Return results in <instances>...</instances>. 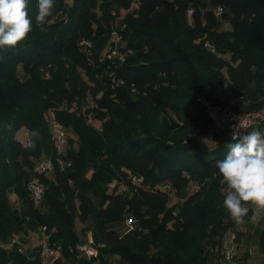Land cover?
<instances>
[{"label":"trees","instance_id":"trees-1","mask_svg":"<svg viewBox=\"0 0 264 264\" xmlns=\"http://www.w3.org/2000/svg\"><path fill=\"white\" fill-rule=\"evenodd\" d=\"M141 1L55 0L41 31L38 0H27L31 32L0 51V264H42L44 236L56 264H215L223 237L253 218L250 204L243 223L223 207L216 165L237 141L214 133L198 99L237 112L264 107V0ZM115 11L133 53L119 69L129 84L113 89L103 85L101 56ZM53 120L66 145L53 138ZM41 160L54 168L36 172ZM35 177L45 189L37 206ZM34 233L40 241L28 253L10 247ZM89 234L100 256L78 248Z\"/></svg>","mask_w":264,"mask_h":264},{"label":"clouds","instance_id":"clouds-1","mask_svg":"<svg viewBox=\"0 0 264 264\" xmlns=\"http://www.w3.org/2000/svg\"><path fill=\"white\" fill-rule=\"evenodd\" d=\"M55 0H38L36 26L41 31L53 14ZM32 30L27 0H0V51L12 49L23 42ZM0 56V59H3ZM228 145V154L216 167L226 185L223 207L231 219L243 223L249 204L264 210V131L253 129ZM34 146V145H33Z\"/></svg>","mask_w":264,"mask_h":264},{"label":"built area","instance_id":"built-area-1","mask_svg":"<svg viewBox=\"0 0 264 264\" xmlns=\"http://www.w3.org/2000/svg\"><path fill=\"white\" fill-rule=\"evenodd\" d=\"M141 0H131V7H134L136 4H140ZM223 11L222 7H218L216 12L220 15ZM193 10H189V14L191 15ZM115 16L114 21L112 22V30L110 33V38L107 42V46L104 50V53L101 56V60H105L107 66L104 68V72L107 76V80H105L103 85L110 86L115 89L117 87L128 85L127 79L120 75L119 69L124 63L127 61V57L133 53L132 48H127L124 45V33L127 29V24L125 22V15L122 13H117L116 11L113 13ZM82 45L86 46L88 49L91 44L86 40H82ZM129 87L133 93H140V90L135 82H131ZM144 94L146 92L144 91ZM102 92L97 94V98H100ZM198 102L203 107L206 115L213 123L214 132L228 131L231 135H236L239 137L247 133L253 127H263L264 128V107L256 111L250 112H237L230 109L221 108L215 102H212L206 97H199ZM53 123V138L55 139L57 145L59 147L66 145L68 143V136L66 135V131L63 125L55 120ZM43 168V169H41ZM54 168L53 160H44L39 162L36 167V172L44 173L47 171H51ZM134 181H142V179L134 178ZM115 185L112 184L113 187ZM29 188L32 193V199L34 204L40 205L41 201L44 197L45 189L44 185L41 182L39 177H35L30 181ZM127 226L130 230L134 229L135 221L133 219H128ZM88 243L81 244L78 248L87 254L89 257L98 256L99 251L97 248L92 246L93 237L91 234L88 235ZM237 241V234L230 232L223 237L222 245L224 249V255L220 262H226L229 264H238L235 261V252L234 245ZM16 246L18 251L21 253H28V250L21 242V240L15 238L12 241V245L10 247ZM40 258L42 260V264H56V260L59 257L58 251L51 248L48 244L47 236H44L42 239L41 247L39 250Z\"/></svg>","mask_w":264,"mask_h":264},{"label":"crops","instance_id":"crops-1","mask_svg":"<svg viewBox=\"0 0 264 264\" xmlns=\"http://www.w3.org/2000/svg\"><path fill=\"white\" fill-rule=\"evenodd\" d=\"M264 225V210H256L252 219L246 221L237 234L234 245L235 261L238 264H264V252L259 245L262 226ZM215 264H229L216 262Z\"/></svg>","mask_w":264,"mask_h":264},{"label":"rangeland","instance_id":"rangeland-1","mask_svg":"<svg viewBox=\"0 0 264 264\" xmlns=\"http://www.w3.org/2000/svg\"><path fill=\"white\" fill-rule=\"evenodd\" d=\"M64 127V126H63ZM52 129H53V123H52ZM26 136H29V133L26 132ZM214 135L210 133V135L207 137L208 140H210L211 137H213ZM44 160H41L40 162H42ZM43 169V168H41ZM195 189H197V186L195 184H192L190 186V191H194ZM9 199L10 202L16 206L17 208L21 207V201L19 200L17 194L15 192L11 193L9 195ZM178 200V197L176 195L172 196L171 202L174 203ZM75 225H76V229L78 231V233L81 234V229H82V224H81V220L79 219V217L76 218L75 220ZM238 230V229H237ZM233 233H236L235 231H232ZM239 234V230L237 231ZM230 233V232H229ZM40 237H41V233H34L31 235V238H29V242L27 243L26 247L28 248H33V246L35 244H37L40 241ZM31 250V249H30Z\"/></svg>","mask_w":264,"mask_h":264},{"label":"water","instance_id":"water-1","mask_svg":"<svg viewBox=\"0 0 264 264\" xmlns=\"http://www.w3.org/2000/svg\"><path fill=\"white\" fill-rule=\"evenodd\" d=\"M214 131V130H213ZM214 133H217V134H220V135H222V136H226V137H229V138H231V139H233V135H231V133L230 132H228V131H221V132H214ZM100 256V255H99Z\"/></svg>","mask_w":264,"mask_h":264}]
</instances>
